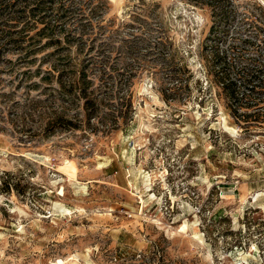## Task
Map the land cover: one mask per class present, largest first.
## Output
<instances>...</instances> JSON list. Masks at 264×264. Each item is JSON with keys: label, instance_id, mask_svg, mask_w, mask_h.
<instances>
[{"label": "rangeland", "instance_id": "374dc122", "mask_svg": "<svg viewBox=\"0 0 264 264\" xmlns=\"http://www.w3.org/2000/svg\"><path fill=\"white\" fill-rule=\"evenodd\" d=\"M209 1L30 0L0 40V264H264V0Z\"/></svg>", "mask_w": 264, "mask_h": 264}, {"label": "trees", "instance_id": "16d2710c", "mask_svg": "<svg viewBox=\"0 0 264 264\" xmlns=\"http://www.w3.org/2000/svg\"><path fill=\"white\" fill-rule=\"evenodd\" d=\"M34 2H35V5H34L35 7L31 9V12H35V13H40L41 11L45 9L46 6L48 8H51L55 4V0H34ZM66 2H69V0H66ZM28 3H30V0H0V26H3V28L6 29V31H4L5 29H2V31H0L1 32L0 40L4 41L3 45H6V44L13 45V44L19 43L20 34L23 32L22 28H20V30L18 31H12L14 33L9 31V28L19 27L21 20H23L27 15H29L30 11H28L29 10ZM208 4L212 8H214V6L216 5V1L211 0L208 2ZM60 9L64 10L66 14L68 13L70 18L80 16V19H74L75 21L83 20V15H78V14H81L80 12L83 11V9L77 7V5H74V3L72 2L71 3L69 2V5L67 7H64V5H62ZM95 11H96V7H92V10H90V14L93 15ZM74 12H78L77 15H73ZM59 19H61V17L56 15V18L53 20L57 22ZM50 24H51V20L50 22L47 23V26H50ZM86 24H90V21H86ZM224 66H228V65L224 63ZM263 73H264V63L259 64L255 66L254 68H249L247 72L248 77H246L244 81H242V84L244 86L243 88L249 89V92L253 93L257 88L264 86V79H260L261 74L263 75ZM222 74L224 75V78L221 79L220 85L224 90H228L230 92V97H233L234 95H236L235 94L236 87H237L236 82H234L230 78V73L227 74L226 72H224ZM242 97L243 99H246L244 97V94H242ZM246 100L247 101L245 103H242V105L252 106L255 103L253 100H250V99L249 100L246 99ZM258 100H260V98H258ZM91 104L94 105V103L91 100L87 99L86 106L91 105ZM11 186L13 185H11L8 182H4V187L6 191H10Z\"/></svg>", "mask_w": 264, "mask_h": 264}]
</instances>
